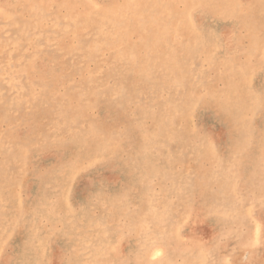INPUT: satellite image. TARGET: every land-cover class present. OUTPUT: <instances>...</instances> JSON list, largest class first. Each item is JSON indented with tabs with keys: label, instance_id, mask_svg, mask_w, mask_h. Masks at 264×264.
<instances>
[{
	"label": "rangeland",
	"instance_id": "rangeland-1",
	"mask_svg": "<svg viewBox=\"0 0 264 264\" xmlns=\"http://www.w3.org/2000/svg\"><path fill=\"white\" fill-rule=\"evenodd\" d=\"M0 264H264V0H0Z\"/></svg>",
	"mask_w": 264,
	"mask_h": 264
},
{
	"label": "bare ground",
	"instance_id": "bare-ground-1",
	"mask_svg": "<svg viewBox=\"0 0 264 264\" xmlns=\"http://www.w3.org/2000/svg\"><path fill=\"white\" fill-rule=\"evenodd\" d=\"M164 88V87H163ZM175 127V126H174ZM119 132V131H118ZM81 145H83V144H81ZM82 166V165H81ZM252 214V213H251ZM77 228V227H76Z\"/></svg>",
	"mask_w": 264,
	"mask_h": 264
}]
</instances>
